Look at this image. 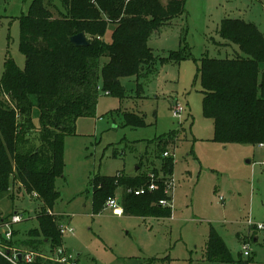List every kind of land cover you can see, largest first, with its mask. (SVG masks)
Instances as JSON below:
<instances>
[{"label":"rangeland","instance_id":"rangeland-1","mask_svg":"<svg viewBox=\"0 0 264 264\" xmlns=\"http://www.w3.org/2000/svg\"><path fill=\"white\" fill-rule=\"evenodd\" d=\"M31 1L0 0V79L8 59L20 69L25 66L19 45L20 16L27 13ZM159 1L164 6L169 0ZM43 3L55 18L66 12L61 0ZM224 18L251 22L264 37V0H186L184 13L148 39L156 56L181 51L186 57L155 64L150 74L139 79V91L135 77H121L125 97L100 91L94 114L79 117L76 135L64 138L63 176L55 180L59 198L51 212L63 231L58 247L76 264H139L148 258H157L151 264H230L207 260L211 227L233 259L240 253L247 259L243 254L247 250L252 259L248 264H264V231L259 230L254 241L248 230V220L255 225L264 223V147L212 141L213 121L202 113L203 94L197 76L200 58H232L240 52L236 44L220 35ZM114 27L108 24L103 41H110ZM107 61V57L101 58V64ZM177 103L182 108L180 117L173 114ZM130 111L138 113L146 125L124 126V114ZM37 114L34 108V123ZM168 133L172 134L163 151L170 155L173 168L171 175L164 176L166 170L152 140ZM141 161L140 171L153 173L157 183L161 177L172 178L167 194L171 216L117 217L109 209L93 214L89 180L120 171L132 175ZM10 186L9 195L0 197V216L11 212L24 215L10 225L14 247L30 248L45 262H54L58 247L53 249L35 233L40 205L34 194H27L19 183ZM122 194L118 187L115 195ZM67 226L72 230H65ZM28 241L31 247L26 245Z\"/></svg>","mask_w":264,"mask_h":264},{"label":"trees","instance_id":"trees-1","mask_svg":"<svg viewBox=\"0 0 264 264\" xmlns=\"http://www.w3.org/2000/svg\"><path fill=\"white\" fill-rule=\"evenodd\" d=\"M61 1L66 12L59 18L53 17L43 0L31 1L27 13L20 16L19 45L25 66L20 69L8 59L0 79V197L6 196L15 183L27 194L33 193L40 205L35 214V233L41 234L44 243L53 249L62 243L57 218L51 212L59 198L55 180L63 176L64 138L76 135V120L94 114L100 91L123 99L121 77H135L139 91V79L150 74L155 64L178 62L186 57L181 51L156 56L148 45L153 32L184 13L186 0H169L164 6L159 0ZM110 23L115 24L110 41H103ZM81 31L92 38L88 39L89 45L76 47L68 37ZM219 32L240 52L232 58L203 56L199 61L202 113L213 121L212 141L264 142V37L253 23L237 18L222 19ZM103 57L108 61L101 64ZM34 108L38 110L37 123L32 117ZM123 125L135 128L146 124L138 113L130 111L124 114ZM171 134L152 140L166 170L164 176L171 175L173 168L170 155H163ZM140 165L142 161L132 175L120 171L113 176L95 175L89 180L93 214H99L105 201L121 187L123 214L171 216V208L159 204L165 198L164 178L154 191L133 193L149 182V173L140 171ZM13 213L0 216V227ZM14 242L2 238L0 232V245L9 254L10 248L16 246ZM26 245L31 247V241ZM206 258L209 262L230 264L252 261L249 255L243 259L241 253L233 259L213 227L208 234ZM156 259L148 258L139 264H151ZM0 264L13 263L0 253ZM21 264L63 263L45 262L38 253L31 263Z\"/></svg>","mask_w":264,"mask_h":264},{"label":"built area","instance_id":"built-area-1","mask_svg":"<svg viewBox=\"0 0 264 264\" xmlns=\"http://www.w3.org/2000/svg\"><path fill=\"white\" fill-rule=\"evenodd\" d=\"M182 112V108L181 106L177 103L174 105L173 107V114L175 116L180 117ZM259 145L261 147H264V142L259 143ZM168 152H164V156H167ZM149 177V182L147 184H145L142 187H139L137 189L133 190V193L135 195H140V194H144L146 192H150V191H154L157 189V185L158 183L155 181V177L153 173H149L148 174ZM159 180V179H157ZM163 180V193L164 195L168 194V191L170 190L171 186H172V178H168V179H162ZM128 191H131L130 189ZM169 197L167 195V198H163L159 200V204L163 205V206H169L168 201H169ZM120 197L118 196H112L109 197L104 204L103 210L105 209H109L110 212L112 213V215L114 216H121L123 215V208L120 202ZM170 207V206H169ZM102 210V211H103ZM101 211V212H102ZM24 218V215L22 214H18V213H13L11 215V217L5 221L3 223V225L0 227V230L2 229V238L9 240L10 236H11V228L10 225L16 222H20L22 219ZM248 225L251 229H256V230H262L264 231V223L262 224H252L249 220H248ZM59 230L61 232V234L63 233L62 228L59 226ZM65 230L71 231L72 229L67 226L65 227ZM5 247L0 245V253L6 257L9 261H11L13 264H21V263H31L35 256L38 255V253H36L35 251L32 250H25V249H16L15 247L10 248L11 250V254H9V251L4 249ZM243 248H247L246 245L244 244ZM8 251V252H7ZM244 256H248L249 252L247 250H245L243 252ZM20 256V259H19ZM52 259L54 261H57L59 263H69L70 261L73 260V262H71L70 264H76L74 262V259H72L71 255H67L65 250L62 247H58L56 249V251L54 252V255L52 257Z\"/></svg>","mask_w":264,"mask_h":264},{"label":"water","instance_id":"water-1","mask_svg":"<svg viewBox=\"0 0 264 264\" xmlns=\"http://www.w3.org/2000/svg\"><path fill=\"white\" fill-rule=\"evenodd\" d=\"M69 42L76 47H84L89 45L86 33L81 31L68 37ZM20 259V256H19Z\"/></svg>","mask_w":264,"mask_h":264},{"label":"crops","instance_id":"crops-1","mask_svg":"<svg viewBox=\"0 0 264 264\" xmlns=\"http://www.w3.org/2000/svg\"><path fill=\"white\" fill-rule=\"evenodd\" d=\"M248 230H249V235H252V237L254 236V241L258 240L256 234H257V232H258L259 230L251 229L250 227H249ZM255 236H256V237H255Z\"/></svg>","mask_w":264,"mask_h":264}]
</instances>
